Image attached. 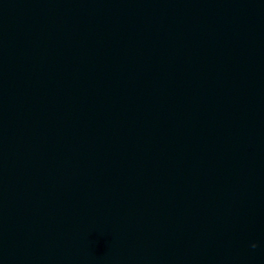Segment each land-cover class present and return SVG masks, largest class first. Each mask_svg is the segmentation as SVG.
I'll return each mask as SVG.
<instances>
[{
  "label": "water",
  "instance_id": "obj_1",
  "mask_svg": "<svg viewBox=\"0 0 264 264\" xmlns=\"http://www.w3.org/2000/svg\"><path fill=\"white\" fill-rule=\"evenodd\" d=\"M0 264H264V0H0Z\"/></svg>",
  "mask_w": 264,
  "mask_h": 264
},
{
  "label": "clouds",
  "instance_id": "obj_2",
  "mask_svg": "<svg viewBox=\"0 0 264 264\" xmlns=\"http://www.w3.org/2000/svg\"><path fill=\"white\" fill-rule=\"evenodd\" d=\"M252 247H256V242L255 241L252 242Z\"/></svg>",
  "mask_w": 264,
  "mask_h": 264
}]
</instances>
